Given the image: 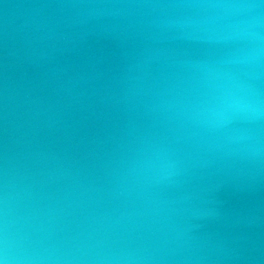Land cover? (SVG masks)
I'll list each match as a JSON object with an SVG mask.
<instances>
[{
    "label": "water",
    "instance_id": "obj_1",
    "mask_svg": "<svg viewBox=\"0 0 264 264\" xmlns=\"http://www.w3.org/2000/svg\"><path fill=\"white\" fill-rule=\"evenodd\" d=\"M0 264H264V0H0Z\"/></svg>",
    "mask_w": 264,
    "mask_h": 264
}]
</instances>
